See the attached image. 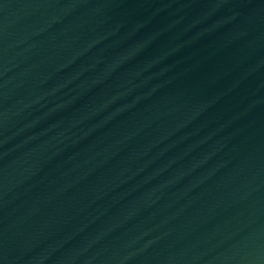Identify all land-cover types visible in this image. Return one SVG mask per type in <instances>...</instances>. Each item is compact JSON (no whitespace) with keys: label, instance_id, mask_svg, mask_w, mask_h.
Returning <instances> with one entry per match:
<instances>
[{"label":"water","instance_id":"95a60500","mask_svg":"<svg viewBox=\"0 0 264 264\" xmlns=\"http://www.w3.org/2000/svg\"><path fill=\"white\" fill-rule=\"evenodd\" d=\"M0 264H264V0H0Z\"/></svg>","mask_w":264,"mask_h":264}]
</instances>
